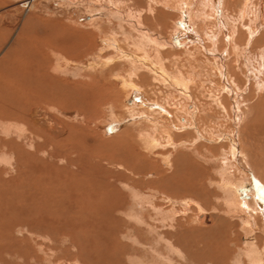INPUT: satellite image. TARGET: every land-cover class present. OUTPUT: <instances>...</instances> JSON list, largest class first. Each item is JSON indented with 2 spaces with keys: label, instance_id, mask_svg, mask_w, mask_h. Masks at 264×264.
I'll return each mask as SVG.
<instances>
[{
  "label": "rangeland",
  "instance_id": "374dc122",
  "mask_svg": "<svg viewBox=\"0 0 264 264\" xmlns=\"http://www.w3.org/2000/svg\"><path fill=\"white\" fill-rule=\"evenodd\" d=\"M90 1L103 5L102 9L98 8L102 15L89 14V5L81 0H0V264H235L238 259L245 264L242 254L245 234L237 218L225 217L222 213L223 193L209 183V178L215 174L211 164L191 161L188 152L176 153L170 147H158L151 153L140 138L141 131L148 130L149 126L135 120H141L140 115L133 116L122 107L128 108L141 99L126 96L121 81L112 75L123 70L129 74L125 63L111 67L103 65L104 57L116 55L113 49H104L103 41L105 38L117 39L126 51L133 52L138 36L129 28L126 30L118 13L108 12L109 1L117 4L116 9L122 13L126 9V12H141L147 32L165 40H168L173 24L177 30L184 26L178 5L187 10V3L193 2L192 11L196 13L193 22L196 21L199 30L210 31L208 35L205 37L191 27L195 37L191 33L177 32L168 40L170 47L161 44L158 49L161 48L169 71L176 67L196 80L197 86H192L194 103L204 107L206 112L202 115L195 112L194 120L198 128H202V138L213 135L211 142L198 141L201 149L204 152L211 149L217 157L231 151L234 144L239 149L241 141L264 180V94H261L264 90L256 91L255 83L261 77V71L260 75L259 72L252 76L249 73L250 80L245 76L242 63L247 61L225 43L222 34L219 36L222 40L211 34L218 15L215 7H206L203 0H185L186 5L182 0H160V3L159 0ZM245 1L247 17L241 24L253 19L251 25L246 23L247 27H252L253 31L259 29L253 33L254 38L240 31L237 45L258 54L264 51V27H260L264 23V0ZM222 4L220 0L217 10L222 11ZM242 6V0H228L225 16L236 19ZM258 11L262 20L257 21L253 17ZM91 22L98 23L97 30L90 27ZM98 25L103 32L98 30ZM120 25L125 26L122 29ZM81 32H91V35L82 39ZM125 33H131L129 41L125 40ZM247 39L250 40L247 42ZM143 43L153 54L151 44ZM78 45L90 54L82 56L81 52L74 58ZM215 55L217 61L211 57ZM258 62L252 59L251 67ZM109 67L114 68V73ZM125 72L121 74L126 77ZM144 72L141 70V75L136 78L131 76L134 83L144 87L140 92L145 93L147 99L142 103L154 98L157 106L170 105L172 109L175 94L159 82L152 83L150 75ZM227 74L236 76V84L240 83L235 98L242 103L239 112L248 109L252 112L251 121L246 125L235 123L239 114H233L231 108L232 95L226 89ZM221 89L225 92L221 93ZM200 90L203 95L223 96L226 110L217 109L207 96L199 97ZM186 105H178L181 111L177 112V119L182 123H186L184 109L194 110ZM140 110L144 108L140 107ZM172 112L173 109L171 116L162 113L155 118L173 126ZM31 119L36 120L33 123ZM178 132L182 136L177 140L188 138V132L193 133L190 137H195L194 131ZM219 133L223 137L221 140ZM115 134L117 136L113 137ZM50 149H56V153ZM159 152L170 153L171 167L161 163ZM225 161L228 165L229 161ZM231 165L235 166L233 171L241 170L236 159L228 166ZM155 168L162 170L161 180ZM198 169L204 171L199 177ZM185 182L197 187L203 184L192 196L209 213L204 212L210 218L208 227L195 226L193 221L199 213L194 205L190 208L185 204L170 203L164 196L179 195V190L172 188V184ZM259 185L264 198L263 183L259 182ZM248 191L249 183H246L238 193L239 199H250ZM176 225L179 226L177 230ZM171 244L181 246L187 260L174 253ZM258 244L263 245V237H259Z\"/></svg>",
  "mask_w": 264,
  "mask_h": 264
},
{
  "label": "bare ground",
  "instance_id": "6f19581e",
  "mask_svg": "<svg viewBox=\"0 0 264 264\" xmlns=\"http://www.w3.org/2000/svg\"><path fill=\"white\" fill-rule=\"evenodd\" d=\"M82 2L85 3V5H89V9L88 10V13L89 14H99L100 13V8L102 9L103 5L101 4H96L95 1H90L88 0L90 3H88L86 0H81ZM156 2L157 0H151V2ZM204 2L202 4H205V6L207 7H210L211 5L215 7L216 9V13L218 15V17L216 18V24H212V28L213 31L211 30V34H215L216 38L218 39L219 36H221L222 34V39L225 41V43L229 44L231 47H232V50L236 53H240V56H241V59L244 58V60L247 61L246 62H243L242 64L244 65V70H246L245 72V76L250 80V77L252 76V74H255V72H259V75H260V71H261V77L257 80L256 83V91L258 92H262L264 90V51H259L258 54L256 53H253L251 51L247 52V49H245V46L243 47H240L237 45V40L238 39V36H239V33L240 31H244L245 33H247V35L251 38L253 37V33L256 31H258V27L256 28V30L254 29V31L252 30V27H247V25L250 23H252V20L253 19H250L249 20V23H242L241 22L243 21V19L245 20V18L247 17V12H246V9H247V3L245 0H242V9L239 11V15L237 14V16L235 17L236 19L234 18H231V16H225L224 14V9H225V5H227L228 3V0H221L222 1V11L220 10H217L220 6V0H203ZM232 1V0H230ZM159 3H160V0H159ZM163 3V2H161ZM201 3V2H200ZM182 4L183 5H186L185 4V0H182ZM117 4H115L114 2L112 1H109V5H108V12H111L110 10L116 12L119 14L118 16V19L121 20V22L123 24H125L127 27H126V30H128L127 28H129V31L130 32H135V34L138 36L136 39V42L134 41V44H133V48H134V51L133 52H128L126 51L121 45L120 43L118 42L117 39H104V49H113L114 51H116V55L113 56V57H110V58H106L105 57H101L103 58L105 61L103 62V65H110V67L112 65H116L117 63L120 64V63H125L129 70H128V73L127 74L124 70V72L126 73V76L125 77V74H121V73H124L123 71L121 73H119L118 71H115L114 68H110L111 71H115L113 75L114 79L116 80H119L121 81V86H122V89L124 90V94L127 95H130L132 97H140L141 100H139L138 102H134V104L130 105L128 108H126L125 106H122L123 108L127 109V112L129 114H133V116H137V115H140L139 117H142V119H135L137 121H141L139 122L140 124H146L147 126H149L148 130H145V131H141L140 133V138L141 140L144 142V145H145V149L147 150H150V152L152 150H155L157 149L158 147H161V148H165L166 147H170L173 149L174 152H178V151H186L188 152V159H191V161L193 159L195 160H199L201 162H205V163H208V164H211V167L212 169L215 171V174L213 177L209 178V183L210 185H214L216 186L218 189H220L223 193V198H222V205L221 207L223 206V209H222V213L224 214V216H230L232 215L233 217L237 218L240 225H241V231L244 232L245 234V238H244V243H243V248H242V254L244 255L245 257V264H264V198L261 197V194H260V185H259V182L260 183H263V186H264V180L262 179V173L258 172V170L256 168H254L253 166V162H252V156L250 155V153L248 152V150L245 149L244 147V144H242L241 141H239V149L237 148V146L235 147V144H234V148L231 149V151H228V152H223V153H220L219 156L215 157L213 155V153L211 152V149L210 150H206V152H204L205 150H202L201 147H200V144L198 145V141H210L213 137V135L210 137L208 136L207 139L205 138H202L201 136V127L198 128L197 126V122H195L194 120V113L198 112L200 115H202V113H205L206 110L204 107H200L201 105H195V97H194V92H193V89H192V86L195 87V85L197 83L195 79L192 78L193 75H190L189 74H184L181 70L177 69L176 67L174 68V70L172 71H169L166 67V65L164 64L165 61H164V58L162 57V53H161V48L158 49L159 46H161V44H164L165 46L167 47H170L169 45V41H170V37H172L174 35V33H177V32H180V33H184V34H187L188 33H191V35H195L194 33H192L191 31V27L194 28L197 32H199V34H203L205 37L208 35V31H201L199 30L198 28H196V21L193 22V18L196 19V13L194 12V10L192 11L193 9V2L191 1L190 3H187V5L185 7H187V10L184 8V7H181V5L179 4L177 8H179V14L183 17V24L184 26L181 28V30H177L175 25L173 24L172 28H171V32H169V38L168 40H165L163 38H161V36H154L153 34H151V32H147V29L144 28L143 26V15L141 14V12H126L128 11V9L125 10V14L118 11L116 9V6ZM200 6V5H199ZM211 6V7H212ZM264 6V5H263ZM106 7V6H105ZM149 7V6H148ZM204 8V7H203ZM149 9L145 10L144 13H147ZM245 10V11H244ZM99 11V12H98ZM152 11V9H151ZM199 11V10H198ZM261 11V10H260ZM260 11H258V13H252L254 15L253 18H255V20L257 19H260L262 20V14L259 13ZM197 12V10H196ZM221 12V13H220ZM251 12V11H250ZM151 13V12H150ZM203 13V12H201ZM153 14V13H151ZM198 14V13H197ZM99 15H102V14H99ZM109 15V14H108ZM112 15V14H111ZM150 15V14H149ZM264 15V14H263ZM147 16V15H146ZM201 16V15H200ZM239 16V17H238ZM191 17V21L189 20ZM250 17V16H249ZM251 18V17H250ZM94 20V19H93ZM101 23V21H100ZM120 23V22H119ZM215 23V22H214ZM253 23H256V22H253ZM96 24H98L97 22H91L89 25L90 27L92 26V28L94 30H97L96 29ZM125 25H120L123 29V26ZM253 25V24H252ZM98 27V30L100 32H103V28L100 27L99 25L97 26ZM260 27H264V23H261L260 24ZM208 30V29H207ZM72 31V30H71ZM157 31V30H156ZM184 31V32H183ZM138 32V33H137ZM263 32V31H262ZM82 33V32H81ZM161 33V32H159ZM165 33V32H164ZM179 33V34H180ZM77 35V33H75ZM84 34V36H83ZM156 34V33H155ZM236 34H237V37H236ZM255 34V33H254ZM82 35V39L84 38H89L90 35H91V32H86V33H82L80 34ZM129 35H131V33H125L124 36H125V40L129 41ZM161 35V34H159ZM264 35V34H263ZM247 36V37H248ZM256 36V35H255ZM195 37V36H194ZM254 38V37H253ZM135 39V38H134ZM207 39V38H206ZM220 39V38H219ZM220 39V40H222ZM74 40V39H73ZM114 40V41H112ZM250 39H247V42L249 41ZM143 42H147L148 45L151 44V47L152 48V52L153 54L150 53L149 49H146V44L143 43ZM206 42V41H205ZM142 43V44H141ZM33 44V43H32ZM39 44V43H38ZM62 44V43H61ZM126 44V42H125ZM196 44H199V43H196ZM34 45V44H33ZM42 45V44H41ZM107 45V46H106ZM193 45V43H192ZM249 44L247 43V46ZM37 46V45H36ZM46 46H49V45H46ZM52 46V45H51ZM164 46V47H165ZM193 46H198V45H193ZM40 47V46H39ZM39 47L37 48L39 50ZM198 47H203L202 45H199ZM35 48V46H34ZM75 48V47H74ZM91 48V46H90ZM197 48V47H196ZM205 48V47H204ZM43 49V48H42ZM55 49V48H54ZM75 49L77 50H74V55L73 57L75 58V56H80L81 52H82V56L84 55H89V50L85 49L84 47H80V45H78ZM154 49V50H153ZM216 49V48H215ZM45 50V49H44ZM260 50V49H259ZM40 51V50H39ZM38 51V52H39ZM56 51V49H55ZM52 53V52H51ZM55 54V53H54ZM256 56H255V55ZM42 55V54H41ZM176 55V54H175ZM221 55V54H220ZM216 56V55H215ZM211 56L212 58H214V60L217 61V56ZM252 59H257V62L260 60L262 61L261 63L258 62V65L256 66H253L251 67V61ZM236 63L239 62V59L238 60H235ZM242 65V66H243ZM124 65H122L121 67L123 68ZM221 66V65H220ZM115 67V66H114ZM260 67V70L258 69ZM101 68V67H100ZM116 68V67H115ZM119 68V67H117ZM219 69V68H218ZM241 69V67H240ZM32 70V69H31ZM109 70V71H110ZM141 70H145L146 74H149L150 75V81L153 83H160L161 85L163 86H166L167 88H169L173 94H175V99H176V102L172 103V105L174 106L172 109H173V112H172V115L174 117V124L173 126H170V124H165L163 123L162 119H158V118H155L156 115H159V114H168L169 116H171V111L172 109L171 106L169 105L168 107H165V106H162V108L160 106H157L155 103V99L154 98H151L149 100L146 101V104H143L142 101L146 98V96H144V94H141L140 92V89H144V87H142V85H139V84H136L134 83L132 80H131V76L133 77H139V75H141V73H139ZM110 71V72H111ZM220 72L223 74V70H220ZM47 73V72H45ZM112 73V72H111ZM143 73V71H142ZM220 73V74H221ZM250 73V75H248ZM110 74V73H109ZM132 74V75H131ZM148 75V76H149ZM197 75V74H196ZM199 75V74H198ZM110 76V75H109ZM224 76V75H223ZM202 77V76H201ZM221 77V76H220ZM227 79L228 81H226L228 83H226V89H227V93L230 94L231 96V103H232V110L234 111L233 114L235 113H238L239 115H237L238 117L235 119V123L238 124V126L240 124H247V122L250 120V116H251V113H250V109L248 110H242L241 112H239V108L241 107L240 104L241 101H239L238 99H235L237 96H238V92H239V88H238V84L240 83H237L238 81L237 80V77H232V75H228L227 74ZM200 78V77H199ZM223 78V77H222ZM225 79V80H227ZM224 82L225 80L222 79ZM205 81V80H204ZM210 82V81H209ZM244 82V81H243ZM212 84V83H211ZM150 86V85H149ZM197 86V85H196ZM92 87V86H91ZM223 87V86H222ZM105 89V88H104ZM198 89V88H197ZM203 91V89H201ZM198 91V96L199 97H205L207 96V99H211L213 100L212 102L215 103V105L217 106V109H222L223 112L225 109V106L223 105L222 103V100H223V96H220L219 98H216V96L212 95H203V92L202 91ZM105 91V90H104ZM221 91V93H223L222 91L225 92L224 89H221L219 90ZM114 93V91H112V94ZM220 94V92H219ZM218 94V96H219ZM260 95V93H258ZM261 94H264V93H261ZM110 95V94H109ZM114 95V94H113ZM221 95V94H220ZM210 96V98L208 97ZM88 97V96H87ZM110 97V96H109ZM143 97V98H142ZM202 97V98H203ZM233 97V98H232ZM111 98V97H110ZM216 98V99H215ZM157 99V98H156ZM178 99V101H177ZM226 99V98H225ZM232 99L234 100L232 102ZM102 101V99H100ZM115 100H116V97H115ZM118 101V100H117ZM135 101V100H134ZM210 101V100H209ZM226 101V100H224ZM228 101V100H227ZM161 102V101H160ZM37 103V102H36ZM87 103V102H86ZM159 103V102H158ZM30 104V103H29ZM93 104V103H92ZM181 104H187L186 106H190L191 108H193L194 110H188V109H184L185 111H183L185 117H186V123L185 122H181L179 119H177V112L181 111V108L178 107V105H181ZM191 104V105H189ZM238 104V105H237ZM111 105V104H110ZM113 105V104H112ZM115 105V104H114ZM122 105V104H121ZM237 105V106H236ZM185 106V107H186ZM203 106V105H202ZM240 106V107H239ZM23 107V106H22ZM114 107V106H112ZM140 107H143L144 110H140ZM227 107V106H226ZM25 108V107H24ZM247 107H245L246 109ZM37 109V108H36ZM124 109V110H125ZM135 109V110H134ZM171 110V111H170ZM238 111V112H237ZM220 113V112H219ZM228 113V112H227ZM32 114V113H31ZM33 115V114H32ZM204 115V114H203ZM207 115V114H205ZM204 115V116H205ZM31 116V115H29ZM39 116V115H38ZM150 116L154 117V118H150ZM33 117V116H32ZM199 117V116H198ZM225 117V116H224ZM27 118V117H26ZM200 118H203V117H200ZM207 118V117H206ZM218 119V118H217ZM216 119V120H217ZM34 119H31V121L33 122ZM36 120V119H35ZM34 120V121H35ZM134 120V119H132ZM176 120V121H175ZM204 120V119H203ZM228 120V119H227ZM26 121V120H25ZM38 121V120H37ZM131 121V120H130ZM165 121V120H164ZM188 121V123H187ZM234 121V120H233ZM251 121V120H250ZM123 122V121H122ZM211 122V121H210ZM217 124V121H215ZM34 123V122H33ZM41 123V122H40ZM43 123V122H42ZM44 126V124H42ZM129 123V122H128ZM38 124V123H36ZM46 124V122H45ZM40 125V124H38ZM37 125V126H38ZM40 125V127H41ZM214 125V124H213ZM145 126V125H144ZM27 127V126H26ZM50 127V126H49ZM53 127V126H52ZM59 127V126H58ZM143 127V126H142ZM192 127V128H191ZM1 128V127H0ZM7 128V127H5ZM54 128V127H53ZM52 128V129H53ZM146 128V129H147ZM3 129V128H2ZM10 129V128H9ZM8 129V131H9ZM27 129V128H26ZM48 129V128H47ZM60 129V127H59ZM58 129V131H59ZM120 129V128H118ZM153 129V130H152ZM45 130V129H44ZM54 130V129H53ZM185 130H189V131H194L195 133V137H190L189 135L190 134H193L192 132H188L186 133L188 136V138H184V139H180V140H177L176 138H179L181 137L182 135L179 134L178 131H185ZM200 130V131H199ZM210 130V129H209ZM216 130V129H215ZM49 131H52L51 128H49ZM118 131V130H117ZM151 131H154L156 132V135L153 134ZM213 131V130H212ZM61 132V130H60ZM199 132V134L197 133ZM31 133V132H30ZM49 133V132H48ZM55 133V131H54ZM211 133V132H210ZM213 133V132H212ZM211 133V134H212ZM223 133V132H221ZM4 134V133H3ZM117 134H119L117 132ZM117 134H115L113 137L117 136ZM220 135V133H219ZM217 135V137L219 136ZM48 136V135H47ZM222 135H220L218 137V139H222L223 137H221ZM38 137V136H37ZM36 139H39L37 138ZM52 137V136H51ZM43 139V138H42ZM46 139V138H45ZM44 140V139H43ZM42 140V141H43ZM213 140V139H212ZM215 141V140H214ZM213 141V142H214ZM45 142V141H44ZM48 142V141H46ZM211 142V141H210ZM238 142V141H237ZM234 143H236V141H234ZM46 144V143H45ZM48 145V144H46ZM10 146V145H9ZM12 147V145H11ZM48 147V146H47ZM41 148V147H40ZM46 148V147H45ZM142 148V147H141ZM144 148V147H143ZM53 149V148H52ZM50 149V150H52ZM16 150V149H15ZM49 150V149H48ZM56 150V149H54ZM52 150V151H54ZM221 150V149H220ZM37 151V150H36ZM47 151V150H46ZM56 153V151H54ZM51 153V152H50ZM152 153V152H151ZM5 154H8V153H5ZM18 154V153H17ZM59 154V153H58ZM170 153H164V152H159L157 155H159L162 159V162L163 164H167V165H170V167L173 165V161L170 159ZM151 155V154H150ZM183 156H184V153H183ZM8 157V156H7ZM3 159V158H2ZM7 159V158H6ZM6 159H4L6 161ZM236 159V162H237V165L241 167V170H234L233 171V167H235L234 165H231V166H228L229 164H231L232 162H234V160ZM4 160H2L4 162ZM223 160L225 162L229 161V164H225L223 162ZM184 161L185 158H184ZM20 162V161H19ZM252 162V163H251ZM184 163V162H182ZM113 164V163H112ZM110 165V163H109ZM228 167H227V166ZM111 166V165H110ZM117 166V165H116ZM115 166V167H116ZM122 166V165H121ZM156 166V164H155ZM181 168V167H180ZM264 168V167H263ZM123 169V168H122ZM239 169V168H238ZM156 174L160 177V180L162 178L161 176V172L162 170L158 169V168H155L154 169ZM260 171V170H259ZM262 171V170H261ZM246 172V174H245ZM41 173V172H40ZM190 173V172H189ZM204 173V171L202 169H198V177L199 175H202ZM214 173V172H213ZM78 175V174H77ZM212 175V174H211ZM244 175V176H243ZM249 178H247L248 176ZM264 175V174H263ZM41 176V175H40ZM247 176V177H246ZM201 177V176H200ZM158 178V177H157ZM264 178V177H263ZM53 180V179H52ZM28 181V180H27ZM54 181V180H53ZM52 181V182H53ZM259 181V182H258ZM56 182V181H55ZM246 183H249V191L247 192V195H251L250 196V199H246V200H241L239 199L238 197V193L239 191L241 190V188H243V186L246 184ZM16 184V183H15ZM58 185V184H57ZM203 184L199 185L198 187L202 186ZM209 185V186H210ZM44 186V185H43ZM46 186V185H45ZM123 186V185H122ZM262 186V187H263ZM3 187V186H1ZM62 187V186H61ZM198 187L195 185V184H192V183H188V182H185V183H173L172 184V188H177L180 192L179 195H176V196H170V195H167L165 194L164 196L166 197V199L171 203H174V204H185V206L187 205L188 207L190 206V208H194L196 209L197 211V214L199 213V215L197 217L194 218V224L197 228H205L206 226L208 227V225L210 224V221H209V217L206 212V210L203 209V206H201L199 203H197L192 194L196 193V191L198 190ZM203 187V186H202ZM5 188V187H4ZM113 188V187H112ZM207 188V187H206ZM118 189V188H116ZM119 190V189H118ZM217 190V189H216ZM219 191V190H218ZM68 192V191H67ZM198 192V191H197ZM253 192V193H252ZM262 192H263V189H262ZM113 193V192H112ZM164 194V193H162ZM54 195V194H53ZM121 195V194H120ZM220 195V196H221ZM124 196V195H123ZM71 197V196H70ZM69 197V198H70ZM118 197V196H117ZM264 197V196H263ZM60 198V197H59ZM120 198V196H119ZM217 198V197H216ZM246 198V197H245ZM44 199V198H43ZM65 199V198H64ZM54 200V199H53ZM67 200V199H66ZM55 201V200H54ZM80 201V200H79ZM216 201V200H215ZM47 202V201H46ZM56 202V201H55ZM81 202V201H80ZM125 204V203H124ZM218 204V203H217ZM221 204V202H220ZM219 204V205H220ZM194 205V207L192 206ZM218 205V207H219ZM81 206V205H80ZM184 206V207H185ZM186 206V207H187ZM216 207V208H218ZM219 207V208H221ZM124 208V207H123ZM84 209V208H83ZM161 210V209H160ZM159 212V211H158ZM204 212H206L207 214H205ZM170 213V212H168ZM167 213V214H168ZM134 214V213H133ZM166 214V215H167ZM221 214V213H220ZM259 214V215H258ZM135 215V214H134ZM170 215V214H169ZM222 215V214H221ZM258 215V216H256ZM173 216V215H172ZM225 216V217H226ZM231 216V217H232ZM163 217V215H162ZM161 217V218H162ZM136 218V217H135ZM160 218V220H162ZM170 220L173 221V219L171 217H168ZM166 218V220L168 219ZM197 218V220H196ZM164 220V221H166ZM168 220V222L170 221ZM175 220V219H174ZM163 221V220H162ZM171 221V222H172ZM170 222V224H172ZM175 222V221H174ZM179 223V222H177ZM185 223V222H184ZM168 224V223H167ZM216 224V223H215ZM172 227V226H171ZM176 227V230L179 226H175ZM192 227V226H191ZM174 228V227H173ZM211 228V227H210ZM223 230V229H222ZM211 231V230H210ZM230 232V231H229ZM198 234V233H197ZM200 234V233H199ZM222 234V233H221ZM228 234V233H227ZM206 236V235H205ZM232 236V235H231ZM263 237V245L262 246H259L258 244V239L259 237ZM207 237V236H206ZM228 237H226L225 239H227ZM233 238V237H232ZM200 241V240H198ZM165 242V241H164ZM168 242V241H167ZM196 242V241H195ZM230 243V242H229ZM228 243V245H229ZM193 244V243H191ZM198 244V243H197ZM241 244V243H239ZM190 245V243L188 244ZM199 245V244H198ZM234 245V244H233ZM177 245H173L171 244V248L173 250L174 253H176L177 255H182V258L186 259L187 260V255L185 253V251H183L181 249V246H177ZM195 248H196V245H194ZM225 246V245H224ZM235 246V245H234ZM165 247V246H164ZM198 247V246H197ZM194 248V247H193ZM226 248V247H225ZM203 249V248H202ZM221 249H223V247H221ZM205 250V249H204ZM229 250V249H227ZM183 253H182V252ZM198 252V250L196 251ZM225 252V251H224ZM234 252V251H232ZM240 252V251H239ZM229 253V252H228ZM227 253V254H228ZM221 254V252H220ZM232 254V253H231ZM231 254H228V255H231ZM175 255V254H174ZM238 255V254H236ZM240 255V254H239ZM160 256V255H159ZM158 256V257H159ZM217 256V255H216ZM227 257V256H226ZM236 257V256H235ZM241 257V256H240ZM221 258V257H220ZM234 258V257H233ZM237 258V257H236ZM239 258V257H238ZM242 258V257H241ZM209 259V257H208ZM212 259V258H210ZM218 258H216L215 260H217ZM229 259V258H228ZM232 259V257H231ZM235 259V258H234ZM233 259V260H234ZM195 260V259H194ZM214 260V259H213ZM214 260V261H215ZM231 261V262H234V261ZM241 260V259H240ZM240 260H236L235 261V264H242L240 262ZM243 260V258H242ZM211 262V260H209ZM230 261V260H229ZM230 262V263H231ZM206 263V262H205ZM227 263V262H226ZM173 264V263H172ZM228 264V263H227Z\"/></svg>",
  "mask_w": 264,
  "mask_h": 264
}]
</instances>
